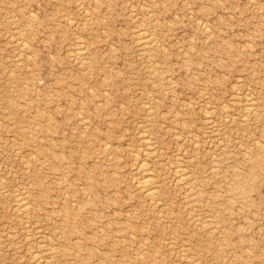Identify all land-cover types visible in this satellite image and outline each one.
Returning <instances> with one entry per match:
<instances>
[{
    "label": "rangeland",
    "instance_id": "374dc122",
    "mask_svg": "<svg viewBox=\"0 0 264 264\" xmlns=\"http://www.w3.org/2000/svg\"><path fill=\"white\" fill-rule=\"evenodd\" d=\"M42 262L264 264V0H0V264Z\"/></svg>",
    "mask_w": 264,
    "mask_h": 264
},
{
    "label": "bare ground",
    "instance_id": "6f19581e",
    "mask_svg": "<svg viewBox=\"0 0 264 264\" xmlns=\"http://www.w3.org/2000/svg\"><path fill=\"white\" fill-rule=\"evenodd\" d=\"M143 23V22H142ZM138 28H140V25H139V27ZM146 30V29H145ZM22 32V31H21ZM145 33H146V31H145ZM139 37H140V40L143 42V44H148V43H146L147 41L145 40V35H144V32H142V31H140L139 30ZM152 37H153V35H152ZM148 38V37H147ZM137 40V39H136ZM146 41V42H145ZM84 42V41H83ZM82 43V42H81ZM153 43V42H152ZM25 45V44H24ZM26 45H27V42H26ZM24 47V46H23ZM83 49V48H82ZM87 49V48H86ZM77 50V49H76ZM75 50V51H76ZM152 50V49H151ZM85 51V50H84ZM78 52V51H77ZM86 54H87V52H86ZM83 55V54H82ZM81 57V56H80ZM88 58V57H87ZM83 59V58H82ZM89 59V58H88ZM82 64V63H81ZM88 68V67H87ZM152 69V68H151ZM169 77V76H168ZM248 96V95H247ZM249 97V96H248ZM251 98V97H250ZM251 100L253 101V98H251ZM247 101V100H246ZM249 102V101H248ZM251 105V104H250ZM249 105V106H250ZM248 106V105H247ZM251 107V106H250ZM244 116V115H243ZM87 125V124H86ZM251 126V125H250ZM217 131V130H216ZM30 133V132H29ZM144 138H146V136L144 137ZM148 140H149V138H147ZM147 140V141H148ZM257 142H259V141H257ZM148 143V142H147ZM147 145H149V144H147ZM152 146V145H151ZM223 146V145H222ZM157 148V147H156ZM17 149V148H16ZM144 149H147V148H144ZM20 150V149H19ZM147 152H149V151H151V150H146ZM154 151V150H153ZM155 152H156V149H155ZM143 161H144V159H143ZM146 161H147V159H146ZM145 161V162H146ZM148 162V161H147ZM142 163V162H141ZM140 163V164H141ZM143 164H144V162H143ZM142 164V165H143ZM177 170H179V169H177ZM218 171V170H217ZM142 172H144V170L142 171ZM147 172V171H146ZM149 172H151V170L149 171ZM184 173V172H183ZM179 174V173H178ZM186 175V174H185ZM152 176H154V175H152ZM182 177V176H181ZM180 177V178H181ZM155 178V177H154ZM184 178V177H183ZM139 180H140V178H138ZM142 179V181H140L141 183H142V187L143 188H145L146 189V192L148 193V195L149 196H151V197H154V196H156V193L158 192V190H156V189H154V187L152 186V184H153V181H152V177H151V175L150 174H148V173H145L144 174V176H143V178H141ZM60 184V183H59ZM189 184V183H188ZM186 185V184H185ZM157 189H158V187H157ZM192 189V188H191ZM66 194H67V192H65ZM18 194H19V192H18ZM66 194H65V196H66ZM20 196H22V195H20ZM19 196V197H20ZM24 198V197H23ZM23 200H25V199H23ZM24 204V203H23ZM25 205V204H24ZM27 205V204H26ZM29 205V204H28ZM27 205V206H28ZM25 207V206H24ZM196 215H194V217H195ZM28 218V217H27ZM208 218V217H207ZM205 223H206V221H205ZM206 225V224H205ZM200 226V225H199ZM215 227V226H214ZM28 228V227H27ZM31 229V228H30ZM212 229V228H211ZM27 230H29V228L27 229ZM11 234V233H10ZM34 234V233H33ZM29 236L31 235V234H28ZM26 236V238H28L29 236ZM40 239H41V237H39ZM39 244H40V242H38ZM44 244V243H43ZM41 245H42V243H41ZM54 246H56V245H54ZM52 248V247H51ZM54 248V247H53ZM52 248V249H53ZM45 252V251H44ZM50 252H51V250H50ZM36 253H38V252H36ZM32 254H34V253H32ZM36 256L38 255V254H35ZM188 256V255H187ZM41 258V257H40ZM45 258H46V256H45ZM189 258V257H188ZM50 259H52L51 258V256H50V258H49V260ZM40 260V259H39ZM48 260V259H47ZM37 261V260H36ZM49 262V261H48ZM47 261L46 262H44V263H48ZM78 262V261H77ZM76 262V263H77ZM43 263V262H42ZM43 263V264H44ZM187 263V262H186ZM185 263V264H186ZM183 264V263H182Z\"/></svg>",
    "mask_w": 264,
    "mask_h": 264
}]
</instances>
